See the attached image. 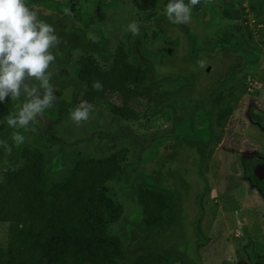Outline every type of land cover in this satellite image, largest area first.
<instances>
[{
    "label": "trees",
    "instance_id": "1",
    "mask_svg": "<svg viewBox=\"0 0 264 264\" xmlns=\"http://www.w3.org/2000/svg\"><path fill=\"white\" fill-rule=\"evenodd\" d=\"M113 1L100 0L99 5L106 7ZM145 2L166 6L169 0ZM25 4L52 24L62 38L58 47L60 55L53 63L57 67L77 63L68 55L70 49L85 55L93 54L100 61L109 59L110 49L103 30L90 23L88 15L79 8L71 11V0H29ZM242 13V9L226 8L217 15L211 6H206L192 12V16L202 28L214 25L218 35L223 29L221 20L236 21ZM78 14L79 18L76 17ZM139 26V36L125 31L126 49L115 54L108 70L101 69L96 60L88 56L78 63L77 80L60 83L57 75L51 79L59 88L56 96L61 97L46 110L45 116L50 119L56 117V107L63 103L68 92L71 94L68 105L71 106L82 85L87 89L84 101L91 103L109 93L116 94L124 105L110 106L115 117L107 124L102 116L95 119L90 141H94V154L100 155L78 159L68 169V178L64 182L46 186L47 175L40 154L25 142L19 147L12 144V129L5 121L11 106L8 100L0 103V140H7L11 146L4 164L6 172L0 181V224L13 226L9 245L0 247V264H201L194 247L188 252L178 244L166 245L163 234L168 225H163L164 212H172L175 206L178 207L180 197L177 192L174 200V190L160 180L163 175L148 170L147 164L162 147L168 150L182 147L199 160V174L203 178L200 172L203 160L211 155L210 144L218 141L210 129L215 124L224 125L231 115L232 104L237 101L233 83L239 72L250 67L247 57L253 55V51L249 48L259 46L251 44L247 35L242 34L241 39L230 30L227 36H217L210 44H200L198 37L184 24H171L162 13L153 19L161 46L151 50L146 43L147 28ZM89 31L99 36V44L87 39ZM205 55L217 59L234 58L242 67L231 66L215 85L198 92L197 82L202 69L198 68L197 61H205ZM170 65H174L172 71L166 69ZM194 67L197 70L194 71ZM242 77L246 78V74ZM94 80L103 83V91L93 90ZM141 93L147 99L153 96V115L168 112L172 116L171 130L138 139L123 130L118 118H137L133 108ZM206 120L211 123L207 131L211 134L203 131L195 138L191 125H205ZM122 139L137 146L131 160L125 164H121L125 149L114 148L106 155L111 149L110 143L117 146ZM150 150L153 156L144 159L150 162L144 164L142 174L133 168L129 173L139 156ZM204 179L203 191L208 188ZM110 181H115L125 195L136 191L142 207V219L126 226L123 236L110 235L101 226L81 219L92 209H98V188ZM138 182L141 186H137ZM197 240H200L199 236Z\"/></svg>",
    "mask_w": 264,
    "mask_h": 264
},
{
    "label": "rangeland",
    "instance_id": "2",
    "mask_svg": "<svg viewBox=\"0 0 264 264\" xmlns=\"http://www.w3.org/2000/svg\"><path fill=\"white\" fill-rule=\"evenodd\" d=\"M28 1L25 0V3ZM99 1L71 0L70 8L71 11L79 8L88 15L90 23L103 30L106 44L110 49L109 59L100 61L93 54L85 55L77 49H70L68 55L77 61L76 64L57 67L52 63L49 68L52 77L57 75L60 83L77 80L80 71L78 63L88 56L94 58L101 69L108 70L115 54L120 49H126L123 34L126 26L132 21L147 28L146 43L149 49L155 50L161 46L159 35L153 27V19L157 15L165 14V6L158 2L146 3L145 0H114L106 7H101ZM206 6H211L217 15L226 8L242 9L243 13L236 21L221 20L223 29L221 28V32L217 35L214 25L210 28H202L192 16V12H198ZM192 12L191 22L184 26L198 37L200 44H210L217 36H227L230 30L231 34L239 38L242 34L247 35L251 44L259 46L254 49L246 47L253 51V56L247 57L250 67H246L244 72H239L236 76L237 80L233 83L234 93L236 92L238 99L241 98L238 108L234 102L232 113L222 127L220 143L213 147L212 155L202 163L200 172L203 178L199 174V160L190 150L182 147L176 150L162 147L155 153L151 162L144 161L145 158L150 159L149 156H153L151 150L144 152L139 156L136 164L130 167L129 173L133 168L138 169L141 175L142 169L145 168L144 164L149 161L148 170L163 175L160 180H164L163 182L174 190H172L174 200L178 192L180 197L178 207L175 206L172 212L168 210L164 212L163 225L165 227L168 225V229L164 230L163 239L167 246L178 244L189 252L198 241V229L209 242L206 248L199 251L202 264H247L240 243L245 239L242 235L243 226L247 227L250 239L261 240L264 237V202L261 195L252 188L248 178H245L248 176L243 175L242 167L238 162L240 158H246L249 153L260 156L264 151V145L261 143L264 133L259 132L260 135L254 133L255 136L246 132L249 124L246 114L248 107L253 105V101L260 102L264 106L261 92L264 87V0H201ZM76 17L79 18V14ZM205 56L206 67L201 70L197 82L198 92L215 85L231 66H237L236 69L242 67L234 58L217 59ZM173 68L174 65L166 66L170 71ZM243 74H246V78L242 77ZM239 81L242 84H238ZM164 85L169 86L167 83ZM86 91L85 85H82L71 106L68 105L71 95L68 92L63 103L56 107L55 118L44 116L39 118V122L32 130H21L25 136L26 146L38 152L42 158L43 169L47 175V187L55 182H64L68 178V169L78 159L100 155L94 154L92 150L94 141H90L91 126L99 116L103 117L106 124L115 117L110 109L111 105L124 106L116 94L106 93L102 99L91 102L94 111L88 121L78 126L69 118V113L84 101L83 96ZM152 100L153 96L147 99L141 93L136 99L137 105L135 103L133 108L137 118H118L123 130L130 136L138 139L171 130V115L168 112L153 115ZM8 101L11 112L16 111L18 103H22L10 99ZM217 129L220 130L219 127ZM110 146L111 149H108L106 155L112 153L114 148L125 149L126 153L121 164L128 163L137 150L136 145L124 139L117 146H112L111 143ZM7 161L8 152L5 149L0 150V181L3 180V174L6 172L4 164ZM55 161H58L57 165L54 164ZM139 163L140 166L137 165ZM204 178L209 181V187L205 191H203ZM137 184L141 186L139 182ZM97 208L84 214L81 219L101 226L110 235L123 236L126 226H132V222H139L142 219V207L137 192L125 195L115 181L99 186ZM12 229L13 226L9 224H0V247L9 245Z\"/></svg>",
    "mask_w": 264,
    "mask_h": 264
},
{
    "label": "clouds",
    "instance_id": "3",
    "mask_svg": "<svg viewBox=\"0 0 264 264\" xmlns=\"http://www.w3.org/2000/svg\"><path fill=\"white\" fill-rule=\"evenodd\" d=\"M201 0H169L165 6V17L171 24L191 22L192 9ZM126 31L134 37L141 34L138 22L132 21ZM87 39L99 44L100 38L92 31ZM62 38L56 28L40 14L28 7L25 0H0V103L6 100L22 101L16 105V111L5 117L8 128L12 129L10 139L19 147L25 142L21 130H32L45 116L46 110L53 107L59 88L51 82L50 65L55 62ZM199 69L206 67L204 60H198ZM193 70H197L196 67ZM94 91L104 90L100 80L92 83ZM94 105L81 101L69 113V118L78 126L90 118ZM0 147L11 152L7 140H0Z\"/></svg>",
    "mask_w": 264,
    "mask_h": 264
},
{
    "label": "flooded vegetation",
    "instance_id": "4",
    "mask_svg": "<svg viewBox=\"0 0 264 264\" xmlns=\"http://www.w3.org/2000/svg\"><path fill=\"white\" fill-rule=\"evenodd\" d=\"M248 56H253V55H248ZM254 60H253V62H254ZM238 84H242V82L239 81ZM261 90H262L261 91L262 96L264 97V87ZM235 96H236V94H235ZM236 98L238 100V101H235V104L237 107L238 102L241 98L238 99V96H236ZM252 103H253V105L251 107H248L247 112H246V114L248 116V123H249V124L247 123L248 126L246 129V132L248 134H251V135L253 134L256 136V134H258L259 132L264 133V106L260 102H259L260 104L257 103V101H253ZM218 127L220 128V130L217 129ZM222 127H223L222 124H215L214 127L212 129H210V130H213V132H215V136H216L215 138L216 139L218 138V141L211 143L209 146V148L211 150V155L213 153V147L215 145L219 144L221 139H222ZM172 128H173V124H172V116H171V129ZM209 128H211V123L208 120H206L205 125H191L193 136L195 138H197V135L202 134L203 131L207 132ZM207 133L211 134L209 132H207ZM254 133H256V134H254ZM241 134H240V137L242 138ZM258 135H260V134H258ZM258 139L260 140V138H258ZM261 140H262L261 143L264 145V137ZM262 151L263 150H261V152ZM247 155L248 156L246 158H240V161L238 163L242 167L243 175L248 176L245 178H248L250 185L252 186V188L257 193H259L261 195L263 202H264V190L257 187L256 183L254 182V179H255L254 177H255L256 171L264 166V151L261 153L260 156L258 154H255V153H249ZM207 159L204 158L203 163ZM206 180H207L208 187H209V181H208V179H206ZM197 224L199 225V222H197ZM243 229H244V232L242 231L243 232L242 235H243V237H245V239L240 241V243L242 245L241 252L244 255L245 260L247 261V264H263L264 263V252H263L264 251V237L261 240L260 239H250L249 238L250 234L247 231V227L243 226ZM197 233H198L200 240H198L199 243H198V241H197V243H195L194 249L197 252V255L201 259L199 251L203 248H206L208 246L209 242H208V239L204 237L203 233H201L198 229H197ZM236 236H238V235H236Z\"/></svg>",
    "mask_w": 264,
    "mask_h": 264
},
{
    "label": "water",
    "instance_id": "5",
    "mask_svg": "<svg viewBox=\"0 0 264 264\" xmlns=\"http://www.w3.org/2000/svg\"><path fill=\"white\" fill-rule=\"evenodd\" d=\"M254 178V182L256 183L257 187L264 190V166L256 171Z\"/></svg>",
    "mask_w": 264,
    "mask_h": 264
}]
</instances>
